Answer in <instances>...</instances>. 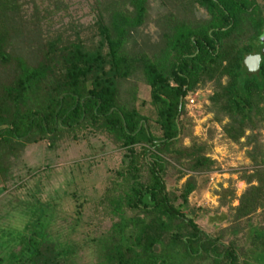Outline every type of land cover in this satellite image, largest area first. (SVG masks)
Segmentation results:
<instances>
[{
    "label": "trees",
    "instance_id": "16d2710c",
    "mask_svg": "<svg viewBox=\"0 0 264 264\" xmlns=\"http://www.w3.org/2000/svg\"><path fill=\"white\" fill-rule=\"evenodd\" d=\"M150 1L93 0L88 27L72 21L43 34L36 15L24 13L23 1L0 0V184L8 187L16 179V160L39 142L54 151L62 142L105 135L122 150L115 179L97 200L110 216L104 230L90 236L84 231L81 245L67 240L87 224L80 209L89 199L76 191L71 193L74 216L57 229L53 200L13 198L3 217L13 214L22 220L20 214H26L27 221L17 226L21 231L0 236V264H76L82 245L89 248V264H264V169L254 171L248 183L257 184L234 208L235 221L262 209L261 220L248 225L245 248L232 239L224 243L226 229L213 237L198 228L188 207V196L197 187L193 175L178 194L167 189L168 170L185 175L173 161L196 173L215 164L197 143L181 145V116L187 96L198 86L211 83V110L216 121L227 119L223 130L232 141L264 122L259 107L264 56L255 73L243 64L245 56L264 46V2L159 0L170 8L152 22L158 31L150 43L155 52L136 41L131 42L135 50H129L133 32L151 25ZM51 2L53 11L46 14L66 11L63 0ZM131 78L149 88V101L141 100L140 108ZM147 105L150 113H143ZM258 142L256 134L248 135L254 163L264 156ZM24 170L32 174L35 168ZM228 228L233 238L242 230Z\"/></svg>",
    "mask_w": 264,
    "mask_h": 264
},
{
    "label": "rangeland",
    "instance_id": "374dc122",
    "mask_svg": "<svg viewBox=\"0 0 264 264\" xmlns=\"http://www.w3.org/2000/svg\"><path fill=\"white\" fill-rule=\"evenodd\" d=\"M21 1L25 3L22 9L26 16L30 18L36 15L39 19V27L43 34L47 30L52 33L56 28L72 21L83 27H88L94 12L93 7L90 8L91 5H94L93 0H63L67 6L66 11L62 10L54 14H46V10L53 11L51 0ZM258 1L264 2V0ZM149 4L148 13L151 25L133 32V38L127 44L129 50H135L131 48L132 41H136L140 47H143L144 42L148 43V46L150 43L156 42L158 31L152 22L161 12L170 8V4L165 6L159 0H151ZM34 6H36V11L35 14H32ZM87 33L84 32L85 35H88ZM262 39L264 42V35ZM22 47L25 54H28L27 46L22 43ZM150 48L147 47L146 51L154 53L155 47L150 46ZM129 81L136 82L134 85L137 87L139 97L137 107L140 108L141 100L149 101V88L138 78H131ZM125 86H129V84L127 83ZM212 89L211 83L208 82L203 86H198L193 93L188 95L185 111L181 116L185 127V136L182 138L181 145L187 147L191 146L193 142L197 143L202 147V154L215 161L213 169L208 172L196 173L181 168L171 161L185 175L179 177V173H176L174 169L168 170L171 183H168L167 189L178 194V189L188 176L193 175L197 187L188 196V207L189 212L193 210L191 214L198 228L213 237L226 229L222 241L228 243L232 239L240 247L245 248L248 244L245 237L248 225L250 222L257 223L261 220L262 209L257 208L254 213L248 216L249 218L244 217L235 221L234 208L239 205L241 195L251 185L257 184L255 180L248 183V179L254 174V171L264 169V156L257 159L259 163H254L249 157L253 144L246 143L250 133L256 134L258 143L262 145V153H264V122L261 125L258 122V128L253 131L247 129L239 141H232L223 130L227 119L222 117L221 121H216L214 118L215 114L211 110L209 100V96L213 92ZM195 95L196 97H194ZM191 97H194L193 104L189 102ZM259 107L264 109V102H260ZM150 110L151 108L147 105L146 108L143 107L142 112L150 113ZM121 154L122 150L112 146L105 135L91 136L88 139L74 140L70 143L62 142L61 146L54 151L48 149L45 141L27 146L23 156L16 160L15 167L18 171L16 179L8 182V187L0 184V209L2 208L4 211H0V236L7 232H14V229L15 232L21 231L22 229L18 227L22 226V221H27L26 214H20L22 220L18 219V215L16 217L13 214H10L8 218L3 217L5 210H8L5 205L17 197L31 201L36 196L44 203L53 200L57 205L56 212H58V214L56 213L58 220H56L54 228L67 227L66 225L70 223L75 210V201L71 196L72 191L86 195L85 197L89 199L86 207L80 209V215L83 220L87 221V224L77 233L66 236L67 240L77 241L81 245L82 242L84 243V231L90 236L94 231L104 230L109 225L110 216L102 206H98L97 200L105 188L112 184L111 180L115 179L114 171L120 166ZM259 154L258 156H260ZM26 167L35 168L34 173H25ZM222 198H224V202ZM64 219L66 221H63ZM231 225H238L242 229L235 238L227 233V228H230ZM62 232L66 234L65 231ZM88 250V246L85 245L77 249L76 264L90 263L87 256ZM243 251L240 250V252Z\"/></svg>",
    "mask_w": 264,
    "mask_h": 264
},
{
    "label": "water",
    "instance_id": "95a60500",
    "mask_svg": "<svg viewBox=\"0 0 264 264\" xmlns=\"http://www.w3.org/2000/svg\"><path fill=\"white\" fill-rule=\"evenodd\" d=\"M261 53L264 55V48H262ZM260 61L261 56L259 54H248L243 59V64L250 73H255L259 68Z\"/></svg>",
    "mask_w": 264,
    "mask_h": 264
},
{
    "label": "flooded vegetation",
    "instance_id": "af4514ba",
    "mask_svg": "<svg viewBox=\"0 0 264 264\" xmlns=\"http://www.w3.org/2000/svg\"><path fill=\"white\" fill-rule=\"evenodd\" d=\"M262 48H264V46L260 48V51H259V52H253V53H250V54H259V55L261 56V61H262L263 56H264V55L261 53ZM261 61H260V62H261Z\"/></svg>",
    "mask_w": 264,
    "mask_h": 264
},
{
    "label": "built area",
    "instance_id": "2783aa9c",
    "mask_svg": "<svg viewBox=\"0 0 264 264\" xmlns=\"http://www.w3.org/2000/svg\"><path fill=\"white\" fill-rule=\"evenodd\" d=\"M190 94H191V93H190ZM190 94H189V95H190ZM194 97H196V95H195ZM194 97L189 98V102H190V104H193V103H194V99H193ZM187 98H188V96H187ZM187 100H188V99H187Z\"/></svg>",
    "mask_w": 264,
    "mask_h": 264
}]
</instances>
